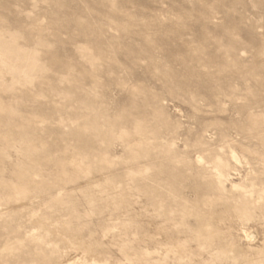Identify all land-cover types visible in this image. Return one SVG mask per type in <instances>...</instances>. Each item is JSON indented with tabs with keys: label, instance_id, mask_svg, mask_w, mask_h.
<instances>
[{
	"label": "rangeland",
	"instance_id": "rangeland-1",
	"mask_svg": "<svg viewBox=\"0 0 264 264\" xmlns=\"http://www.w3.org/2000/svg\"><path fill=\"white\" fill-rule=\"evenodd\" d=\"M0 264H264V0H0Z\"/></svg>",
	"mask_w": 264,
	"mask_h": 264
}]
</instances>
